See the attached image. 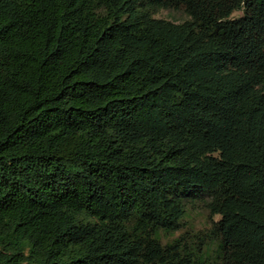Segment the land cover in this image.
I'll return each instance as SVG.
<instances>
[{"label": "trees", "instance_id": "16d2710c", "mask_svg": "<svg viewBox=\"0 0 264 264\" xmlns=\"http://www.w3.org/2000/svg\"><path fill=\"white\" fill-rule=\"evenodd\" d=\"M0 264H264V0H0Z\"/></svg>", "mask_w": 264, "mask_h": 264}, {"label": "rangeland", "instance_id": "374dc122", "mask_svg": "<svg viewBox=\"0 0 264 264\" xmlns=\"http://www.w3.org/2000/svg\"><path fill=\"white\" fill-rule=\"evenodd\" d=\"M241 11L232 15V18L241 16ZM156 19L167 20L176 24L183 23L189 20V17L183 10H160L153 15ZM219 220V216H210L201 206L200 203L193 204L187 208L185 217L181 222L180 229L173 235L162 239V243L174 239L178 236L192 237L205 233L212 223Z\"/></svg>", "mask_w": 264, "mask_h": 264}]
</instances>
